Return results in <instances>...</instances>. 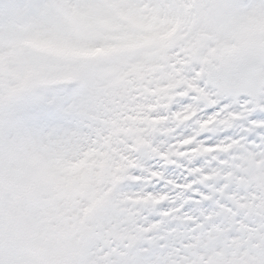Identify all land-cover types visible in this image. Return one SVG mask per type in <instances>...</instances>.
Listing matches in <instances>:
<instances>
[{"label": "rangeland", "instance_id": "obj_1", "mask_svg": "<svg viewBox=\"0 0 264 264\" xmlns=\"http://www.w3.org/2000/svg\"><path fill=\"white\" fill-rule=\"evenodd\" d=\"M76 1L44 0L45 8L38 14H33L26 7L29 0H0L2 12H6L0 14V264H51L57 262V257H60L58 264H74L78 254L80 258L77 264H92L93 259L101 257H103L102 264H104L107 260L115 257L128 258L130 256L128 251L125 253L122 250L130 248L131 243L139 245L138 251L142 258L144 250H148L147 245H143L146 242L143 241L141 232H135V234L140 233L139 236L131 235V230L126 227L129 224H121L123 220L120 212L126 211L127 206L119 208V205L111 203V198L114 195L111 192L113 189L108 193L103 192L105 195L101 202L99 197L94 198L91 195L93 189H99L100 195L103 194V188L99 186L90 187L88 197L82 189L83 186H88L85 181L83 185L81 184L82 186L73 187L71 190L67 188L66 169H69L68 161L72 162V159L69 158V152L59 140L67 138L65 135L67 129L72 127L42 132L28 127L20 121H13L9 117L19 112L24 105L31 101L54 98L53 93L56 90L67 88L68 86L65 87V85L71 84L82 85L83 88H79L80 97L85 95L89 97L90 102L99 99L95 96L100 97L103 94L101 102L106 105L104 100L106 95L110 96L111 91L109 90L116 85L125 83L128 85L130 78L133 77L131 70H136L135 67L144 58L165 52L176 59L180 57L177 55L180 54L182 48L189 55H193L194 48L184 45V38L187 33L191 32L190 29L194 22L193 6L190 4L192 0H182V4L184 3L182 6L176 3V0H125L122 4L128 3V6L120 3V7H114L116 8L114 12L108 8L105 2L102 5L103 8L108 9L113 16L112 19H109L110 23L107 24V27L112 28V21H114L113 27H118L121 30L114 34L108 28H100L102 26L100 22L93 23L88 15L86 18L90 20L89 23L82 19L79 23L69 21L68 17L76 12V9L72 8ZM92 1L83 0L88 7L93 6ZM200 1L194 0L193 2L197 3L195 6L200 7L202 5ZM57 3L61 8H58ZM239 4V0H225L224 5L235 7ZM60 11L65 15L64 20L57 17ZM123 18L127 19L125 24L122 22ZM16 21L20 24L27 21V32L36 41L34 49L31 50L26 46L24 48L17 42L18 30L13 29ZM133 23L144 27L140 28L138 34H131L132 38H130ZM91 25V31L87 30ZM98 33H102L103 37L100 38ZM177 37H179L178 40L175 39ZM95 47L102 49L104 54L93 56L91 51ZM250 51L263 52L256 48ZM182 62L184 61L179 63ZM209 71L210 69H207L203 72V67H197L196 70H192V73L198 82L189 80L185 83L197 87L203 82V88L213 92L214 95L211 96L215 101L227 99L218 96V91L207 86L206 75ZM199 72L205 75L203 80H201ZM147 78L141 82V85L146 86L147 81L154 80L152 76ZM160 79V82L157 80L154 85L163 87L164 84L173 83V81L164 80L163 77ZM171 88V92L177 91L175 87ZM106 89H109V93ZM183 89L186 93H190L187 87L183 86ZM192 94L191 97L200 104L202 110L207 112V109L212 108L211 97L209 101L206 99L207 97H203L205 95L202 93ZM172 101L176 105L173 99ZM231 103H235V105L241 103L240 98L231 99ZM252 103L255 107L256 103L249 99L244 101L243 105ZM79 105L83 106V103H78L77 112L81 109ZM153 105L156 110L160 106L163 107V104L158 102L152 104V107ZM258 105L264 106V104H260L259 100ZM174 109L169 114L170 119L177 118V122L195 128V124L188 122L190 115L194 114L192 110ZM199 110L200 108H197L196 111ZM230 121L232 123L226 127L232 129L231 127L239 121L237 114L232 113ZM198 132L200 138L209 135L208 129L205 128H199ZM159 136L162 137V134L159 133ZM183 137L184 135L175 138L172 144L175 145ZM226 152L220 156L225 155L229 158L228 151ZM132 154L136 162L135 165L128 164L127 168L130 174L133 169L142 173L143 169L141 168H147L145 165L151 161L158 160L166 168L172 166L169 162H163L161 158H153L152 154L144 147L143 149L135 148ZM75 156H79L77 152ZM218 160L221 162L220 157ZM224 160L229 162V159ZM133 176L140 177V174ZM256 176L260 178L256 181L253 178L250 181L257 185L261 181V176L252 174L250 178H256ZM70 182H74V180ZM174 182L179 185L178 182ZM260 183L264 184V182ZM126 184H128V178L126 181L117 183L114 190L121 191L123 192L122 196L128 197L127 193L124 194V190L128 188ZM195 184L201 183L197 181ZM225 185L226 187L229 185V180ZM78 188L81 190L74 208L78 215L70 229L68 221L65 220L67 216L69 217L68 212L65 213V206L67 199L69 203V196L73 205L75 191ZM261 189L264 191V188ZM246 190L253 191L252 185L246 186ZM174 192L183 197L186 196L185 193H189V189L187 187L182 190H174ZM246 193L247 198L236 197L229 200L232 213L236 203L237 214L242 215L245 219L242 225L244 226L243 231L237 232V229L234 230L228 226L223 222V215L219 214L220 211L212 210L213 213L208 214L207 218L209 223L221 226L219 231L222 239L216 238L211 245L198 246L197 243L192 244V239L188 240L183 237L185 241L176 242L173 247L175 256H172L167 262L172 264H209L215 259L226 261L230 258L227 253L232 248L239 244L249 248L259 242L261 239L258 232H264V201H262L264 192L262 194ZM96 194L97 191L94 192V195ZM219 195L215 196L220 198L224 196V194L223 196ZM186 197L192 198L191 196ZM189 198L181 202L182 209L194 201ZM172 200L171 198L165 199L163 203L165 206H161L159 211L160 213L164 212L163 215L167 219L163 220L169 221L167 225L176 226L184 220L191 227L192 233H203L205 223L201 220L202 215L199 218L181 217L174 213L169 216L172 211L166 210L165 207L170 205ZM81 201L85 203L80 205ZM155 201L157 199L154 197L153 204L145 209L146 222L153 221L152 217L159 214L157 210H154L155 212L152 210ZM72 205L70 204V207ZM6 226L12 227V235L2 238L5 235L1 228ZM233 231L236 235L230 236L229 233ZM242 233H244L243 237H241ZM165 235L161 232L153 235L150 244L164 240L162 246L166 245L168 240ZM128 237L131 240L126 243L125 239H129ZM52 241H56L57 244L51 250L48 243ZM143 246L146 249H143ZM77 248L78 250L74 252L73 250ZM168 249L169 247L166 250ZM89 250L92 252L87 253ZM223 250L226 254L222 252ZM53 252L56 255L55 259L52 255ZM73 253H75L74 256H72ZM130 263L133 262L130 261ZM121 264H126V262L122 261ZM257 264H264V259L259 257Z\"/></svg>", "mask_w": 264, "mask_h": 264}, {"label": "bare ground", "instance_id": "obj_2", "mask_svg": "<svg viewBox=\"0 0 264 264\" xmlns=\"http://www.w3.org/2000/svg\"><path fill=\"white\" fill-rule=\"evenodd\" d=\"M180 6H182V0H176ZM202 5L195 8L194 22L190 29L191 32L187 33L184 38V45L193 47L194 54L189 55L184 48L180 50L179 58H173L168 53L162 52L159 54H152L147 58H144L136 70L132 69L131 73L133 77L130 78L128 85H116L112 89H106L111 91L110 96H105L106 105L101 102L103 99L92 100L90 102L89 97L83 95L80 98V110L76 114V123L71 129H67V138L59 140L63 146L69 152V158L72 162L68 161V168L66 169V178L68 181L74 179L76 187L83 185L84 181L88 184L84 189L85 195L89 196L90 187L99 186L103 188V191L108 193L109 190L114 194L111 198L113 205L127 206L126 211L120 212L122 217V223H128L131 235L139 236L141 232L143 241L150 243L152 236L156 233H164L167 236V244L160 246L157 252H152L149 257L144 260L141 257V253L137 252L133 254V257L128 258L135 264H172L167 262L175 256L174 245L177 241L184 242V238L188 240L192 239V244L197 243L198 246H205L214 242L216 238H221L219 228L211 223L207 218L208 214L213 211H208L205 214L204 211L197 209L195 213L185 212L181 208L183 200L188 197H180L178 193H175L171 186H163L158 192L150 191L149 189L155 188L156 182L145 180L138 190L132 188H126L124 194L127 193L128 197L122 196L123 192L114 190V181H121L124 174H129L127 165L134 164L133 154L130 153L131 147L144 145L148 152L149 150L160 152L161 156H166L168 162L176 163L175 173L165 176V168L159 164L161 170L153 172L151 166L149 168L150 174L142 175V179L145 176L161 175L167 180L178 181L186 186H194V182H201L202 185L209 189L210 194L204 196L199 192L193 190V192L200 195V200H194L195 203L201 204L202 201L207 199H213L216 205V211H220L219 214L223 215V222L228 226L243 231V223L245 219L237 220V211H231V202L229 200L236 197L247 198V193L252 192L262 194L264 191V147L259 144L250 145L245 143L244 136L240 135L241 132H247L249 127H245L243 121L247 120L251 109L248 105L239 103L225 104L220 108L216 114L219 115L218 120H214L212 117L214 114L208 115L206 113H200L197 118L192 122L195 128L188 126L185 123L176 122L166 116L167 110L155 111L152 110V104L155 102H161L160 104L170 102L175 108L179 110H192L196 111L200 108V104L197 103L189 93L183 89L185 82L191 80L198 82L194 77L192 70H196V66L203 67V72L213 67L222 68L231 71V74L239 73L242 69H236L234 65L235 58L246 51L258 49L263 51L258 52V55L264 59V0H251L247 6L237 5L225 6V0H201ZM3 8L0 7V13ZM99 11V10H98ZM198 16V18H196ZM109 14L105 12L104 19L105 25ZM139 17V15H137ZM196 18V19H195ZM142 25L137 26V23H133L130 30V38L135 33L138 34ZM121 30H119L120 32ZM132 34V35H131ZM97 35L103 37L102 33ZM176 40L179 37L175 38ZM184 61L183 63H179ZM251 62L254 63L252 60ZM246 66H249L247 62H244ZM189 66V68H187ZM254 65H250L246 68L248 73L254 70ZM198 70V69H197ZM264 71V61H263ZM130 73V72H129ZM247 73V74H248ZM240 75V74H239ZM149 76H152L154 80L147 81L146 86L141 85V82L147 80ZM164 80L173 81V83L164 84V86L176 83V92L169 93L168 91H161L159 85H154L157 80L160 82V78ZM199 85V83H198ZM186 86V85H185ZM83 88V86L79 87ZM162 89V88H161ZM197 90L204 95H214L211 90H207L201 86H197ZM108 91V93H109ZM261 101H264V91L261 93ZM103 96V94H102ZM175 101L177 107L172 102ZM188 100L189 103L182 104V101ZM217 103V102H216ZM152 107V109H151ZM174 109V108H173ZM236 109V110H230ZM175 110V109H174ZM230 113H236L240 117L241 121L237 122L235 127V135L238 139H233L232 136L220 137L222 128L232 123L229 119ZM174 114V113H173ZM134 117V118H132ZM134 119V120H132ZM256 125V124H255ZM251 125V127H260L262 125ZM199 128H206L210 131V135L206 139H201L199 136ZM163 130V131H161ZM161 133L163 137H158ZM184 135L182 139L172 144L175 138ZM189 141V143H186ZM214 141V143H212ZM220 146H222L220 148ZM209 147H218L220 150H207ZM191 148L197 149L196 153H189ZM257 149V151H251V149ZM229 151V162L223 159V164L213 167L214 162H217L220 152ZM151 151V152H152ZM76 152L79 156H75ZM162 154V155H161ZM78 157L79 159L75 160ZM197 160H203L202 167H191ZM78 162V163H77ZM180 166H184L187 170L181 172ZM205 169H208L205 172ZM123 173V174H122ZM252 174H258L261 176L259 184H254L250 179H259L256 176L251 177ZM127 177V176H126ZM161 177V178H162ZM189 177H196V179L189 182ZM118 178V180H117ZM134 178V177H132ZM249 178V179H248ZM86 179V180H85ZM135 179V178H134ZM229 180V185L226 187V183ZM168 184V183H167ZM220 185L217 187L216 185ZM250 184V185H247ZM253 191L246 190V186H251ZM194 189V187H193ZM97 194L94 195V192ZM99 189H93L92 196L94 198L99 197V201L104 200V193L100 195ZM246 191V192H245ZM224 196L222 198L215 195ZM100 195V196H99ZM157 199L152 206V210L161 209L165 199H173L170 205L166 206V210H171L169 213L178 214L181 217H196L199 218L202 215V222L205 223V231L203 233H192L191 227L186 224L187 221H182L181 224L176 226L167 225L169 222L162 216L158 222L145 221V209L153 204V199ZM91 198V200H94ZM226 203H221V201ZM264 201V199L262 200ZM193 202V201H192ZM85 202L80 203L82 205ZM115 203V204H114ZM73 206V205H72ZM70 209V208H69ZM126 213V215H125ZM70 214L78 215V212L70 209ZM160 214V212H159ZM164 214V212H161ZM204 215V216H203ZM70 216V215H69ZM75 220L69 223V227H72ZM84 225V223H83ZM189 234V235H188ZM261 240L256 242L252 247L238 246L232 248L227 253L230 258L226 261L221 259H215L209 264H257L258 255H251L252 252H257L264 248L263 236L264 232H258ZM244 233H242V236ZM222 239V238H221ZM145 245V244H144ZM169 247L168 250H166ZM78 249V248H77ZM125 253V249H123ZM89 250L87 253H91ZM226 254L225 250L222 251ZM128 258H118V260L108 261L106 264H120Z\"/></svg>", "mask_w": 264, "mask_h": 264}, {"label": "snow or ice", "instance_id": "obj_3", "mask_svg": "<svg viewBox=\"0 0 264 264\" xmlns=\"http://www.w3.org/2000/svg\"><path fill=\"white\" fill-rule=\"evenodd\" d=\"M26 7L33 13L38 14L45 8L44 0H29V3ZM203 87V82L200 84ZM194 95V93L192 94ZM52 99H41L36 101H31L24 105V107L17 113L12 114L9 118L13 121H20L24 125L35 128L42 132H51V131H58L64 128L72 127L76 123V114L75 109L80 102V91L76 85L69 86L64 89H58L53 93ZM249 96L243 95L240 97V102L243 103L247 101ZM190 101L185 100L182 101V104L189 103ZM231 103V97L229 99H222L220 103L215 108L207 109V114L211 115L212 113L218 111L222 108L225 104ZM261 104H264V101H261ZM248 108L254 109L252 110L247 120L243 121L245 127H249L250 130L247 132H241L240 135L244 136L245 143L250 145L259 144L261 147H264V107L255 106L254 103L248 104ZM236 110V109H230ZM259 124L262 125L260 127H251V125ZM224 136H232L233 139H238L239 137L235 135L234 132H227L224 133L220 139H223ZM202 139H206L207 137H201ZM214 143V141L212 142ZM251 151H257V149L253 148ZM220 159H227V156L221 155ZM150 165H155L152 167V171L156 172L161 170L159 168V163L157 161L149 162ZM203 160H197L191 167H202ZM218 164L214 162L213 167H217ZM165 171V176L167 177L169 174L175 173L174 166L168 167ZM208 169H205L207 172ZM133 175H139L141 173L138 170H132ZM196 179V177H189V182ZM133 190H138L140 185H130ZM164 186V182L161 181L160 183L156 184L155 188L149 189L153 192L160 191ZM219 187L220 185H216ZM194 190L199 192L204 196H208L210 194L209 189L202 184H196L193 186ZM186 196H191L193 200H200V195H195L191 192L186 193ZM215 197L212 200H204L201 204H193L189 203L185 205L184 211L185 212H193L197 209L204 211L207 214L208 211L216 210L215 207ZM221 203H226V201H221ZM153 221L158 219V217H153ZM237 220L242 219V215H237ZM230 236H235L236 233L233 231L229 233ZM251 255H258L261 259H264V248H262L259 253L252 252Z\"/></svg>", "mask_w": 264, "mask_h": 264}, {"label": "water", "instance_id": "obj_4", "mask_svg": "<svg viewBox=\"0 0 264 264\" xmlns=\"http://www.w3.org/2000/svg\"><path fill=\"white\" fill-rule=\"evenodd\" d=\"M248 65L250 66V64H248ZM243 66H244V68L242 69V72H243V75L246 76L247 73H248V71L246 70V68L249 67V66H246L245 64H244ZM256 72H257V70L254 69V70H251L248 74H249V77H250V78H253V79L256 80V81H259V80H258V73H256ZM258 83H259V82H258ZM260 87H261V85H256V89H257V90H259Z\"/></svg>", "mask_w": 264, "mask_h": 264}, {"label": "clouds", "instance_id": "obj_5", "mask_svg": "<svg viewBox=\"0 0 264 264\" xmlns=\"http://www.w3.org/2000/svg\"><path fill=\"white\" fill-rule=\"evenodd\" d=\"M196 67H199L198 65ZM79 254L77 255V257L74 260V264H77V262L79 261ZM92 264H102V258H95L93 259Z\"/></svg>", "mask_w": 264, "mask_h": 264}]
</instances>
